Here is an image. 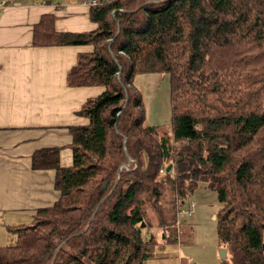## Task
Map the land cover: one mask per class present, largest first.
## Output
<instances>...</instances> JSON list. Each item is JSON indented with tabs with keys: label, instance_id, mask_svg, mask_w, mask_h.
<instances>
[{
	"label": "trees",
	"instance_id": "trees-1",
	"mask_svg": "<svg viewBox=\"0 0 264 264\" xmlns=\"http://www.w3.org/2000/svg\"><path fill=\"white\" fill-rule=\"evenodd\" d=\"M91 18L90 33L57 32L53 15L33 29L36 47L93 46L67 84L105 91L71 128V166L57 149L34 155L60 197L15 228L0 264H143L177 242V205L200 184L221 205L222 264H264V0H111ZM145 74L170 75L169 131L146 124Z\"/></svg>",
	"mask_w": 264,
	"mask_h": 264
},
{
	"label": "crops",
	"instance_id": "crops-1",
	"mask_svg": "<svg viewBox=\"0 0 264 264\" xmlns=\"http://www.w3.org/2000/svg\"><path fill=\"white\" fill-rule=\"evenodd\" d=\"M46 15L55 16L57 32L90 33L99 27L91 18V7L83 0H13L0 5V247L17 244L15 228L30 226L37 210L52 207L59 200L56 171L36 167L34 155L42 150L57 149L60 165L71 166V128L89 125V120L80 116L79 111L87 100L105 91L102 86L69 87L67 84L66 77L76 66L79 56L92 53L93 46L46 48L33 45V29ZM158 75H138L135 85L140 90L138 79L146 78L148 84ZM193 194L183 205L190 214L181 216L179 206L176 209L177 242L174 245L178 247L177 255L170 248L173 244L160 242L168 248L158 252L159 243L153 256L143 264H222V261H229L228 253L227 258L221 260L217 251L220 246L216 220L215 238L209 241L211 248L205 251L203 261L198 256H187L181 249L183 243H198L197 235L193 234V239L190 236L187 239V235L195 226L196 231L200 229V220L206 212L195 200V206H190ZM212 205V215L217 219L221 205ZM155 235L166 237L162 230Z\"/></svg>",
	"mask_w": 264,
	"mask_h": 264
},
{
	"label": "rangeland",
	"instance_id": "rangeland-1",
	"mask_svg": "<svg viewBox=\"0 0 264 264\" xmlns=\"http://www.w3.org/2000/svg\"><path fill=\"white\" fill-rule=\"evenodd\" d=\"M149 81L150 82H148V84H146V78H140L137 81L138 85H141L140 90L143 95V102L146 110V124L161 131L165 128V130L169 131L168 126L171 122L172 113L170 75L160 74L158 75L157 79H152ZM204 185L205 184H200V190H197L195 192V195H191V198L196 201V204L198 203L199 208L202 205L206 208V212L200 220L202 222V226L199 227L200 229L198 231H196L195 226L192 232L188 231V233H191L187 235V239L189 236L193 239V234H195L198 236L199 241H197L198 243L195 244L183 243L181 247V249L186 253L187 256H198L201 261H203L205 258V251L211 248L209 241L211 243V241L215 238V220L214 216L212 215V209L214 205L212 204H220L218 202L216 193L205 188ZM145 207L147 211V219H149L150 222L152 221L151 223H157L155 221V213L153 212L150 205L148 204ZM167 248V246L161 244L160 246L156 247V250H158L159 252L162 250H166ZM170 248L175 250V255H177L178 247L173 244ZM213 249L215 250V247ZM221 249L222 247H219V249L217 250L218 254L219 250Z\"/></svg>",
	"mask_w": 264,
	"mask_h": 264
},
{
	"label": "built area",
	"instance_id": "built-area-1",
	"mask_svg": "<svg viewBox=\"0 0 264 264\" xmlns=\"http://www.w3.org/2000/svg\"><path fill=\"white\" fill-rule=\"evenodd\" d=\"M110 1L111 0H83L84 4H86L87 6H89L91 8L92 7L102 6V5L106 4V3H109ZM12 2H13V0H0V5L1 6L2 5H7V4H10ZM135 167H136V165H135ZM124 168L127 169V170H129L130 169V164L124 165ZM161 172H164V170H162ZM184 203H185V201L180 202V200H179V204L177 205V206H179L178 214L181 215V216H183L185 214H190V211L189 210H184L183 209ZM190 206L191 207H194L195 206L194 200L191 201Z\"/></svg>",
	"mask_w": 264,
	"mask_h": 264
},
{
	"label": "water",
	"instance_id": "water-1",
	"mask_svg": "<svg viewBox=\"0 0 264 264\" xmlns=\"http://www.w3.org/2000/svg\"><path fill=\"white\" fill-rule=\"evenodd\" d=\"M171 170V166H168V168H167V171L169 172ZM214 220H216V216L214 217ZM219 254H220V258H221V260H225L226 258H227V250H223V249H221V250H219Z\"/></svg>",
	"mask_w": 264,
	"mask_h": 264
}]
</instances>
